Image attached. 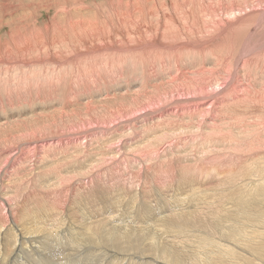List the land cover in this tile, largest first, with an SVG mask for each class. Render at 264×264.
Here are the masks:
<instances>
[{
	"label": "rangeland",
	"instance_id": "rangeland-1",
	"mask_svg": "<svg viewBox=\"0 0 264 264\" xmlns=\"http://www.w3.org/2000/svg\"><path fill=\"white\" fill-rule=\"evenodd\" d=\"M127 9L144 11L129 29ZM87 22L105 38L72 35ZM0 53V230L41 213L39 233L19 236L34 248L0 264H170L165 246L200 264L264 210V0H0ZM174 208L206 216L171 232ZM237 258L225 262L249 263Z\"/></svg>",
	"mask_w": 264,
	"mask_h": 264
},
{
	"label": "bare ground",
	"instance_id": "bare-ground-1",
	"mask_svg": "<svg viewBox=\"0 0 264 264\" xmlns=\"http://www.w3.org/2000/svg\"><path fill=\"white\" fill-rule=\"evenodd\" d=\"M195 1V0H194ZM228 1V0H227ZM249 1V0H248ZM222 2V1H221ZM234 2V1H233ZM194 4H195V2H193ZM208 3H209V0H208ZM216 3V2H215ZM224 3V2H223ZM222 3V4H223ZM225 4V3H224ZM258 4V3H257ZM197 5V4H196ZM203 5V4H202ZM218 5V4H217ZM194 7H195V5H194ZM193 7V8H194ZM198 8V7H197ZM184 9V8H183ZM194 9H196V8H194ZM199 9H201V8H199ZM198 9V10H199ZM204 9V8H203ZM212 9V8H211ZM232 9V8H231ZM198 10H197V12H198ZM209 10V9H208ZM214 10V9H213ZM220 10H221V7H220ZM127 11H129L128 9H127ZM135 11V10H134ZM134 11H129V12H126L125 11V13H121L120 12V16H123L121 19H122V23L123 24H125L126 22H128L129 21V24H125L124 26H125V28H128L129 29V26H131V23H130V21L131 20H133V18H135V19H137V20H140V18H138V16L140 15H143L142 13L144 12L143 10H141V9H139L137 12H135L136 14L137 13H139V15L138 16H136L135 14H134ZM171 11V10H170ZM215 12V11H214ZM151 14H152V12H151ZM192 14H196V13H192ZM198 14V13H197ZM200 14V13H199ZM215 14V13H214ZM118 16H119V14H118ZM154 16V15H153ZM197 16V15H196ZM205 16V15H204ZM120 18V17H119ZM196 19V18H195ZM200 19V18H199ZM186 20V19H185ZM144 21V20H143ZM191 21H192V19H191ZM196 21V20H195ZM195 21H193V22H195ZM199 21H201V20H199ZM235 22V21H234ZM95 23V22H94ZM134 23H135V21H134ZM141 23V22H140ZM87 24H88V22H87ZM192 24V23H191ZM196 24H199V22L198 23H196ZM214 24V23H213ZM205 26V25H204ZM163 27V26H162ZM206 27V26H205ZM137 28V27H136ZM136 28L134 29V30H136ZM208 28V27H207ZM124 30V29H123ZM207 30V29H206ZM209 30V29H208ZM116 31V30H115ZM64 32V31H63ZM66 32V31H65ZM65 32H64V34H65ZM124 33H125V31H123ZM215 32V31H214ZM60 33V32H59ZM249 33V32H248ZM61 34V33H60ZM60 34H58L59 36H60ZM103 34H104V31L102 32V30L101 29H97V27H95V25H90V24H88V25H86V24H80V25H77V27H75V28H73V30H72V35L74 36L75 35V37L77 36L78 38H80L79 40L80 41H83V43H85V41L86 40H91V37H92V41H93V38L95 37H100V36H103ZM107 34V33H106ZM136 34V33H135ZM36 35V34H35ZM68 35V34H67ZM70 35V34H69ZM122 35H123V33H122ZM140 35V34H139ZM144 35V34H143ZM30 36V35H29ZM48 36V35H47ZM66 36V35H65ZM106 36H108V35H106ZM136 36V35H135ZM142 36V35H141ZM32 37V36H31ZM34 37H36V36H34ZM33 37V38H34ZM38 37H40V35L38 36ZM71 37V36H70ZM125 37V35L123 36V38ZM138 37H140V36H138ZM42 38H44V36L42 37ZM56 38V37H55ZM63 38V37H62ZM103 38H105L104 36H103ZM108 38V37H107ZM118 38V37H117ZM253 38V37H252ZM17 39L20 41V39L17 37ZM23 39V38H22ZM98 39V38H97ZM100 39V38H99ZM220 39V38H219ZM35 40H37V38L35 39ZM51 41H52V39H50ZM64 40V39H63ZM107 40V39H106ZM128 40V39H127ZM34 41V40H33ZM39 41V40H38ZM41 41V40H40ZM40 41H39V43H40ZM43 41V40H42ZM44 41H47V40H44ZM59 41V40H58ZM91 41V42H92ZM21 42V41H20ZM23 42V41H22ZM29 42L30 41H28V42H26V43H28L29 44ZM48 42H50V41H48ZM63 42V41H62ZM78 42V41H77ZM95 42V41H94ZM135 42V41H134ZM31 43H32V41H31ZM44 43V42H43ZM82 43V44H83ZM18 44V43H17ZM22 44H24V43H22ZM27 44V45H28ZM89 44V43H88ZM91 44H93V43H91ZM8 45V44H7ZM11 45V44H10ZM16 45V44H15ZM60 45V44H59ZM86 45H87V43H86ZM156 45V44H155ZM255 45V44H254ZM19 46H20V44H19ZM23 46V45H22ZM21 46V47H22ZM25 46V45H24ZM29 46H31V45H29ZM28 46V47H29ZM63 46V45H62ZM82 46V45H81ZM5 47V46H4ZM21 47L19 48V49H21ZM39 47V46H38ZM42 47V46H41ZM46 47V46H45ZM64 47V46H63ZM9 48V47H8ZM26 48V47H25ZM222 48V47H221ZM2 50V49H1ZM6 49H4V51H5ZM12 50V49H11ZM26 50H27V48H26ZM26 50H24V51H26ZM31 50V49H30ZM42 50V49H41ZM149 50V49H148ZM9 51V50H8ZM32 51V50H31ZM39 51H40V49H39ZM95 51V50H94ZM1 52H3V51H1ZM18 52H19V50H18ZM42 52H44V49H43V51ZM108 52V51H107ZM25 53V52H24ZM24 53H22V54H24ZM28 53H29V51H28ZM41 53V52H40ZM48 53V52H47ZM0 54H2V53H0ZM18 54V53H17ZM26 54V53H25ZM30 54H31V52H30ZM32 54H33V52H32ZM43 54V53H42ZM237 54V53H236ZM22 57V56H21ZM141 58V57H140ZM119 59V58H118ZM20 60V59H19ZM240 62V61H239ZM160 63V62H159ZM108 70V69H107ZM236 79V78H235ZM178 80V79H177ZM188 80V79H187ZM237 81H238V79H237ZM236 81V82H237ZM184 82H186V80L184 81ZM190 82V81H189ZM202 82V81H201ZM217 82V81H216ZM203 83V82H202ZM218 83H220V81H218ZM226 83V82H225ZM180 84V83H179ZM199 84V83H198ZM198 84H196V85H198ZM201 84V83H200ZM199 84V85H200ZM204 84V83H203ZM206 84V83H205ZM216 84V83H215ZM198 85V86H199ZM234 85H232V87H233ZM237 86V85H236ZM185 87H186V85H185ZM189 88H190V86H188ZM192 87V86H191ZM211 87V86H210ZM208 88V87H207ZM206 88V89H207ZM234 88V87H233ZM189 90V89H188ZM191 90V89H190ZM198 92V91H197ZM201 92V91H200ZM227 93H229L228 91H226ZM225 92V93H226ZM193 94V93H192ZM198 94V93H197ZM242 94V93H241ZM243 95V94H242ZM261 98H263V97H261ZM206 99V98H205ZM222 99H223V97H222ZM151 100V99H150ZM196 100V99H195ZM243 101V100H242ZM263 101V100H262ZM224 102V101H223ZM234 104V103H233ZM132 105V104H131ZM182 105V104H181ZM213 105V104H212ZM133 106V105H132ZM194 106V105H193ZM242 106V105H241ZM230 107V106H229ZM234 107V106H233ZM201 108V107H200ZM226 108V107H225ZM190 109V108H189ZM178 110V109H177ZM122 111V110H121ZM126 114V113H125ZM193 114V113H192ZM120 115V114H119ZM156 116V115H155ZM212 116V115H211ZM199 120V119H198ZM95 121V120H94ZM260 122V121H259ZM207 123V122H206ZM166 124V123H165ZM221 124V123H220ZM134 126V125H133ZM99 132V131H98ZM93 136V135H92ZM135 138V137H134ZM155 145V144H154ZM249 148V147H248ZM247 148V149H248ZM148 151V150H147ZM253 151V150H252ZM204 153V152H203ZM74 154V153H73ZM146 154V153H145ZM149 156V155H148ZM256 159H258V158H255V160ZM261 159H263V158H261ZM252 160V159H251ZM253 161V160H252ZM264 161V160H263ZM253 163V162H252ZM254 163H256V162H254ZM239 164V163H238ZM245 164V163H244ZM257 165V164H256ZM247 166V165H246ZM249 166V165H248ZM247 166V167H248ZM254 166V165H253ZM206 167V166H205ZM205 167H197V168H193V169H191V170H193L194 172H196V171H199V172H201V173H214V174H216V175H218V176H223V175H225V174H227L228 172H226V171H222L221 169H220V167L219 166H215V167H210V168H208V166H207V168H205ZM246 168V167H245ZM250 168V167H249ZM188 170V169H187ZM247 170V169H246ZM253 170V169H252ZM173 171V170H172ZM254 171V170H253ZM264 171V170H263ZM39 172V171H38ZM167 172V171H166ZM188 172V171H187ZM186 171L184 172V173H186V174H188V173H190V172H188L187 173ZM236 172V171H235ZM240 172V171H239ZM248 172V171H247ZM261 172V171H260ZM183 173V172H182ZM181 173V174H182ZM253 173V172H252ZM251 173V174H252ZM172 174V173H171ZM235 174V173H234ZM170 175V174H169ZM173 175V174H172ZM176 175V174H175ZM183 175V174H182ZM191 175V174H190ZM228 175H231V172H229V174ZM254 175V174H253ZM252 175V176H253ZM227 176V175H226ZM232 176V175H231ZM255 176V175H254ZM170 177H172V176H170ZM177 177V176H176ZM190 177V176H189ZM209 177V176H208ZM229 177V176H228ZM174 178V177H173ZM186 178V177H185ZM229 178H231V179H233L232 177H229ZM235 178V177H234ZM239 178V177H238ZM240 178H241V176H240ZM256 178V177H255ZM237 179V178H236ZM246 179V178H245ZM264 179V178H263ZM239 180H241V179H239ZM247 180V179H246ZM250 180V179H249ZM261 180V179H260ZM48 181V180H47ZM234 181V180H233ZM237 181H238V179H237ZM236 181V182H237ZM263 181V180H262ZM241 182H242V184L243 185H245L246 187H255L256 186V184L259 182L258 180H254V178L253 179H251L250 181H242L241 180ZM232 183V182H231ZM236 184V183H235ZM263 184H264V182H263ZM229 185V184H228ZM237 185V184H236ZM260 185V184H259ZM231 186V185H230ZM242 186V185H241ZM226 187V186H225ZM243 187V186H242ZM231 188V187H230ZM233 188V187H232ZM264 188V187H263ZM263 188H261V189H263ZM261 189H259V190H261ZM225 190V189H224ZM237 190V189H236ZM264 190V189H263ZM255 191L256 192V194H257V196H259V195H261L260 197H264V191ZM226 191V190H225ZM224 191V192H225ZM232 191H234V190H232ZM254 192V191H253ZM252 192V193H253ZM249 193V192H248ZM177 194V193H176ZM195 194V193H194ZM246 194V193H245ZM251 194V193H250ZM69 195H70V193H69ZM179 195V194H178ZM226 195H228V194H226ZM239 195V194H238ZM244 195V194H243ZM229 196H230V194H229ZM198 197H199V195H198ZM230 197H232V196H230ZM244 197H246L245 195H244ZM58 198V197H57ZM224 198V197H223ZM246 198H248V197H246ZM249 198H251V197H249ZM254 198H256V197H254ZM257 198H259V197H257ZM169 199V198H168ZM178 199V198H177ZM182 199V198H181ZM184 199V198H183ZM229 199V198H228ZM261 199H263V198H261ZM170 200V199H169ZM168 200V201H169ZM176 200V199H175ZM226 200V199H225ZM49 201V200H48ZM172 201H174V200H172ZM199 200H196V202H198ZM251 201V200H250ZM169 202H171V201H169ZM183 202H184V200H183ZM210 202V201H209ZM247 202H249V200L247 201ZM252 202V201H251ZM255 202H259V200L258 201H255ZM32 203V202H31ZM180 203H181V201H180ZM253 203V202H252ZM167 204H168V202H167ZM177 204H179V203H177ZM184 204H185V202H184ZM226 204V203H225ZM256 204V203H255ZM262 204V203H261ZM264 204V203H263ZM25 205V204H24ZM186 205V204H185ZM188 205V204H187ZM190 205V204H189ZM215 205V204H214ZM230 205V204H229ZM235 205V204H234ZM245 204H243V206H244ZM250 205H253V204H250ZM259 205V204H258ZM257 205V206H258ZM168 206H169V204H168ZM167 206V207H168ZM220 206V205H219ZM240 207H241V205H239ZM238 206V207H239ZM257 206H256V209H258L259 210V208H260V205L258 206V208H257ZM181 207H183V205L181 206ZM221 207V206H220ZM227 207V206H226ZM248 207H250L249 206V204H248ZM252 207V206H251ZM169 208V207H168ZM180 208V207H179ZM211 208H213V207H211ZM225 207H223V209H224ZM233 208V207H232ZM234 208H236V207H234ZM53 209V208H52ZM147 209H149V208H147ZM151 209V208H150ZM173 209V208H172ZM172 209H170L171 211H172ZM223 209L222 208H220V210L218 211V213H221L222 211H223ZM248 209V208H247ZM251 209V208H250ZM255 209V208H254ZM169 210V209H168ZM178 208H174V210L172 211V214L169 216L168 215V217H171V216H175V217H173V218H170V220H167V221H169L168 222V224H167V230H169V231H171L172 232V229H174V228H182V229H185V228H187V229H189V230H193V228H198L199 226H200V222L201 221H199L198 219V215L201 213V217H202V219H203V216L205 217L206 215H204V210L202 209L201 210V212L200 213H197V212H193V211H191V212H182L183 213V215L182 214H179L178 213ZM180 210H181V208H180ZM179 210V211H180ZM214 210H216V209H214ZM218 210V209H217ZM225 210V209H224ZM242 210H244L243 208H242ZM37 212H38V210H36ZM71 211V210H70ZM183 211V210H182ZM197 211V210H196ZM199 211V210H198ZM236 211V210H235ZM238 211V210H237ZM240 211V210H239ZM250 211V210H249ZM257 211V210H256ZM255 211V213H257ZM264 210H263V208H262V211L258 214H255L254 213V216L252 215L251 217H248V218H245L244 217V219H243V221H241V219L239 218V219H235V228H236V231L238 230V232H239V235H234V233L232 234V235H230L229 234V236H230V238L232 239L231 240V242H233V243H231L232 245H226V244H224L223 242H221L220 244V246H219V244L217 243H215V241H213L214 243H213V245L215 244V246L216 245H218L221 249H222V251L223 252H225V254L223 255V253H220L221 255L220 256H217V255H215V256H213V254H212V256L210 257V258H205V255H204V257L203 256H199V260H198V263H200V262H202V259H204V262L203 263H200V264H226V262H225V260L226 259H232V258H237L236 260H238V259H244L245 261H249V263H247V264H264V212H263ZM225 212V211H224ZM241 212V211H240ZM23 213V212H22ZM109 213V212H108ZM193 213H195V214H193ZM230 213V212H229ZM248 213V212H247ZM251 213L253 214V212L251 211ZM250 213V214H251ZM36 214V213H35ZM41 213L40 212H38L36 215H33V216H31V218H30V220H34V221H30L29 220V218L28 217H26V215L24 216V214H23V217L19 220V222L21 221V222H23V225H22V229L21 230H19L18 228H16V229H13V228H9V225H6L5 227L4 226H2L3 228L0 230V259H6L7 260V256L8 257H10V255H11V253H13V252H15L16 251V249H18V251L20 252V253H22V254H27L28 252H29V250L31 251L32 250V248H34L31 244H28L27 243V241H21V239L19 238V236H23L24 234H26V235H37V233H39V231H38V229L39 228H36L37 226H36V224H37V222H38V220L40 219L39 217H38V215H40ZM222 214V213H221ZM232 214V213H231ZM240 214V213H239ZM239 214H238V216H239ZM241 214H242V212H241ZM245 214V213H244ZM244 214H242L241 215V217L244 215ZM249 214V215H250ZM161 215V214H160ZM248 214H246V216H247ZM235 216H237V215H235ZM245 216V215H244ZM49 217V216H48ZM201 217H200V219H201ZM229 217V216H228ZM231 217H233V216H231ZM240 217V216H239ZM17 218V217H16ZM156 218V217H155ZM230 218V217H229ZM235 218V217H234ZM243 218V217H242ZM112 219V218H111ZM233 219V218H232ZM45 220H46V218H45ZM44 219H41V227H42V229H44V227H45V229H46V226H47V224L46 223H48L49 221H45ZM153 220V219H152ZM216 220V219H215ZM230 220V219H229ZM8 222H9V220H7ZM51 221V220H50ZM52 221H54V220H52ZM164 221V220H163ZM207 221V220H206ZM119 222V221H118ZM223 222V221H222ZM31 223V224H30ZM39 223V222H38ZM105 223V222H104ZM200 223V224H199ZM204 223V222H203ZM3 224V223H2ZM12 224L16 227V222L14 221V222H12ZM18 225V224H17ZM39 225V226H40ZM1 226V225H0ZM38 226V227H39ZM59 226V225H58ZM104 226V225H103ZM146 226V225H145ZM215 226V225H214ZM237 226V227H236ZM48 228V227H47ZM52 228V227H51ZM42 229H40V230H42ZM218 229V228H217ZM128 230H130V229H128ZM177 230H179V231H182V230H180V229H177ZM219 230V229H218ZM28 231V232H27ZM45 231V230H44ZM99 231V230H98ZM131 231V230H130ZM41 232V231H40ZM42 232H43V230H42ZM58 233H59V231H57ZM79 232V231H78ZM118 232V231H117ZM158 232V231H157ZM171 232H169V233H171ZM178 232V231H177ZM220 232V237H221V240L222 239H224L225 238V235H226V232H225V235L224 234H222L223 233V231L221 232V231H219ZM237 232V233H238ZM52 233V232H51ZM51 233H48L47 232V234H48V236H49V234L50 235H52ZM86 233V232H85ZM119 233V232H118ZM123 233V232H122ZM125 233V232H124ZM179 233V232H178ZM187 233H189V232H187ZM228 233V232H227ZM107 234V233H106ZM111 234V233H110ZM137 234V233H136ZM150 234V233H149ZM162 234V233H161ZM122 235V234H121ZM143 235V234H142ZM111 236V235H110ZM110 236H108V237H110ZM155 236H156V234H155ZM158 236V235H157ZM156 236V237H157ZM178 236V235H177ZM24 237V236H23ZM107 237V238H108ZM112 237V236H111ZM110 237V238H111ZM117 237V236H116ZM140 237V236H139ZM143 237V236H142ZM161 237V236H160ZM105 238V237H104ZM107 238H105L106 240H108ZM114 238H115V236H114ZM118 238V237H117ZM117 238H115V239H117ZM153 238H155V237H153ZM168 238H169V236H168ZM178 238V237H177ZM181 238V237H180ZM188 238V237H187ZM228 238V237H227ZM229 238V239H230ZM48 239V238H47ZM114 239V240H115ZM136 239V238H135ZM148 239V238H147ZM150 239V238H149ZM111 240H112V238H111ZM180 240H182V239H180ZM179 240V241H180ZM204 240H205V238H204ZM33 241V240H32ZM139 241V240H138ZM141 241V240H140ZM139 241V242H140ZM178 241V240H177ZM186 241V240H185ZM187 241H189V240H187ZM186 241V242H187ZM196 241H198V239L196 240ZM195 241V242H196ZM199 241H202V240H199ZM207 241V242H206ZM211 241V242H212ZM39 242V241H38ZM104 242V241H103ZM138 242V243H139ZM171 242V241H170ZM175 243V241L174 240H172V243ZM181 242V241H180ZM205 242L206 243H208V240H205ZM220 242V241H219ZM227 242V241H226ZM67 243V242H66ZM105 243V242H104ZM137 243V244H138ZM154 242H152V244H153ZM163 243L165 244V241H163ZM185 242L183 241V243H182V245L184 244ZM193 243H194V241H193ZM203 243V242H202ZM107 244H109V243H107ZM121 244H123V243H121ZM134 244H136L135 242H134ZM136 244V246H137V248H138V246H140L139 244L137 245ZM167 244H169V243H167ZM187 244V243H186ZM204 244V243H203ZM209 245H210V242L208 243ZM116 245V244H115ZM130 245H132V244H130ZM161 245V244H160ZM171 245V244H170ZM172 245H174V244H172ZM179 245V244H178ZM177 245V246H178ZM202 245V244H201ZM46 247H47V245H45ZM107 246H109V245H107ZM157 246V245H156ZM203 246V245H202ZM204 246H206V244L204 245ZM120 247V246H119ZM122 247H124V246H122ZM140 247H143V246H140ZM155 247V246H154ZM170 247V246H169ZM211 247V246H210ZM213 247V246H212ZM20 248V249H19ZM42 248V247H41ZM106 248V247H105ZM126 248V247H125ZM144 248H146V247H144ZM160 248V247H159ZM162 248V249H161ZM160 248V250L157 252L156 251V253H155V255H156V259L157 260H159V261H162V262H167V263H170V264H185L184 262H182V261H180V260H178L177 258H176V260H174L173 259V256H171V251L165 246V247H161ZM172 248V247H171ZM216 248H218V247H216ZM108 249V248H107ZM110 249V248H109ZM119 248H117V250H118ZM121 249H124V248H121ZM250 250L251 252H253V256H254V258H252V259H250L249 260V258L248 257H246V251L247 250ZM138 250H139V248H138ZM141 250V249H140ZM142 250H143V248H142ZM146 250H147V248H146ZM145 250V251H146ZM154 250H156L155 248H154ZM154 250H153V252H154ZM132 251V250H131ZM151 251H152V249H151ZM176 251V250H175ZM120 252L121 253H123V252H125L124 250H120ZM127 252H129L128 250H127ZM149 252H150V250H149ZM142 254L143 253H145V252H141ZM215 253H216V251H215ZM32 254V253H31ZM125 254H126V252H125ZM128 254V253H127ZM153 254V253H152ZM60 255H61V253H60ZM113 255H115V254H113ZM130 255V254H129ZM145 255V254H144ZM25 256V255H24ZM143 256V255H142ZM154 256V255H153ZM248 256V255H247ZM15 257V256H14ZM118 257V256H117ZM150 258V255L149 256H147V258ZM155 257V256H154ZM250 257H252V256H250ZM43 258V257H42ZM113 259H116L115 257L113 258ZM122 260L121 261V263L124 261V260H126V259H122V258H118L117 259V261L118 262H120L119 260ZM133 259V261H134V263L133 264H149L150 262H151V260H145L144 262H143V260L145 259V258H139V259H137V258H132ZM136 259V260H135ZM152 259V258H151ZM196 259V258H195ZM236 260H234V261H236ZM8 261V260H7ZM30 261H32V260H30ZM155 261V260H154ZM196 261V260H195ZM232 261H233V259H232ZM29 262V261H28ZM37 262H39V261H37ZM228 262V261H227ZM231 262V261H230ZM230 262L228 263V264H230ZM7 263V262H6ZM45 263V262H44ZM49 263V262H48ZM126 263V262H125ZM236 263H238V262H236ZM31 264V263H30ZM41 264V263H40ZM47 264V263H46ZM152 264H153V262H152ZM233 264V263H232ZM234 264H235V262H234Z\"/></svg>",
	"mask_w": 264,
	"mask_h": 264
}]
</instances>
